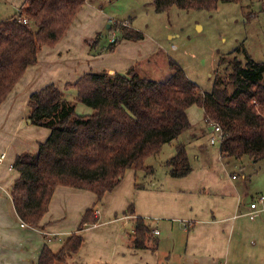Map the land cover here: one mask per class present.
Returning <instances> with one entry per match:
<instances>
[{
  "label": "trees",
  "instance_id": "obj_1",
  "mask_svg": "<svg viewBox=\"0 0 264 264\" xmlns=\"http://www.w3.org/2000/svg\"><path fill=\"white\" fill-rule=\"evenodd\" d=\"M241 1L153 0L157 12L173 5L215 11L220 3ZM85 2L25 0L15 15L0 18V105L27 69L38 62L43 47H54L67 33ZM117 28L121 40L110 42L107 51H114L122 40L144 39L143 32L124 22ZM237 49L220 59L225 71L218 72L210 92H202L171 60L172 73L165 81L144 77L132 67L125 73L89 71L64 89L49 83L32 93L29 118L32 124L49 129L50 134L37 151L18 154L13 164L20 175L10 194L20 220L29 227L42 228L59 185L89 190L101 201L120 184L127 169L154 174V167L146 160L159 155L164 145L193 127L188 111L194 105L203 108L206 124L221 127L220 151L224 157L264 160V62L253 60L245 50L243 60L235 54ZM71 88L77 90L72 98L64 91ZM78 103L92 112L78 113ZM166 165L174 178L189 175L193 167L187 146L179 144ZM129 212H135L133 204L125 211ZM97 222L95 204L85 211L77 230L57 252L47 243L43 245L37 264H57L78 252L84 240L81 232ZM129 240L134 249L155 251L159 245L143 217L135 218Z\"/></svg>",
  "mask_w": 264,
  "mask_h": 264
},
{
  "label": "crops",
  "instance_id": "obj_2",
  "mask_svg": "<svg viewBox=\"0 0 264 264\" xmlns=\"http://www.w3.org/2000/svg\"><path fill=\"white\" fill-rule=\"evenodd\" d=\"M24 2L0 0V18L15 15ZM85 3L63 39L55 47H43L38 62L27 69L0 105V155L6 154L0 164V264H37L46 244L42 235L49 242L61 240L60 233L70 235L77 230L85 211L95 204L98 222L81 232V248L64 262L90 264V258L97 260L104 253L113 234L116 239L119 235L121 243L116 256L110 257L112 264H264V171L242 168L240 173H233L229 166L234 158L221 154L220 143H212L211 138L201 141L211 126L205 117L201 125L189 117L193 127L169 143L175 152L179 144L187 146L193 167L189 175L174 178L167 166L160 175L156 170L147 175L130 168L101 201L89 190L59 185L42 228L23 225L10 194L20 175L13 164L18 154L37 151L39 143L50 134L49 129L34 126L29 118L31 94L49 83L64 89L89 71L124 73L137 68L135 64L149 55L139 41L122 40L114 51L100 47L94 40L99 29L93 23L94 17L102 13L87 0ZM64 91L71 98L77 94L75 88ZM77 110L92 112L81 106ZM215 144L216 149L211 146ZM132 204L135 212L125 213ZM252 212L254 218L250 217ZM136 217L145 218L152 227L159 240L157 250L130 246ZM126 224L131 231L122 236ZM94 248H98L99 255L90 251Z\"/></svg>",
  "mask_w": 264,
  "mask_h": 264
},
{
  "label": "rangeland",
  "instance_id": "obj_3",
  "mask_svg": "<svg viewBox=\"0 0 264 264\" xmlns=\"http://www.w3.org/2000/svg\"><path fill=\"white\" fill-rule=\"evenodd\" d=\"M87 4L98 8L102 13L94 17L96 20L93 23L99 29H97L99 32L95 31L97 33L94 40L100 43V47L107 48L114 39L121 40L122 33L117 26L122 22L143 32L144 39L138 43L142 44L144 50H148L149 55L145 61L137 62L135 66L138 67L134 68L144 77L156 81H165L170 77L172 70L169 62L173 60L184 69L187 76L199 86L202 92H210L218 72L223 74L225 71V64L220 65L222 56H228L238 48L235 54L241 59H246L245 50L253 60L264 62V0L220 3L215 11L187 10L173 5L167 11L157 12L153 0H87ZM262 82L264 83V77ZM77 106L91 111L82 103H78ZM77 111L85 114L81 110ZM189 117L200 125L205 123L204 110L197 105L192 107ZM212 135H214L213 128L210 126L208 133L201 137V141L204 143L210 140ZM211 146L214 149L218 148V144ZM30 151L34 152V150ZM174 153V145L166 144L160 154L149 157L146 164L153 165L156 175H160L166 170V161ZM229 168L233 173H240L242 168L251 172L256 170L263 172L264 160L252 163L248 156H244L239 160L232 159ZM130 231L131 226L126 224L122 228L121 235L123 236L124 232L127 236ZM60 234L61 240L53 239L51 242L42 235L43 241L54 252L60 249L63 241L69 236L64 232ZM109 236L104 253L97 260H94V257L90 258L88 260L90 264L113 262L110 257L116 256V250L121 241L119 235L117 239L113 234ZM90 251L99 255L98 248L90 249ZM90 251L89 254H91ZM57 264L71 263L68 260Z\"/></svg>",
  "mask_w": 264,
  "mask_h": 264
},
{
  "label": "built area",
  "instance_id": "obj_4",
  "mask_svg": "<svg viewBox=\"0 0 264 264\" xmlns=\"http://www.w3.org/2000/svg\"><path fill=\"white\" fill-rule=\"evenodd\" d=\"M24 22H25V23H28L29 21H28L27 19H24ZM114 40H115V39H114ZM114 40H113V41H114ZM209 125L212 126V128H213V133H214V135L211 137V142H212V143H221L222 138H223V132H222L221 127H220L218 124H216V123H211V122L209 123ZM5 159H6V154H5V153H2V154L0 155V164H2V163L5 161ZM262 198H263V196H262ZM256 205H257L256 202H255V203H252V204H251V207H252V208H255ZM250 217H251V218H254V217H255L254 214H253V212L250 213ZM23 225H25V224L23 223Z\"/></svg>",
  "mask_w": 264,
  "mask_h": 264
}]
</instances>
